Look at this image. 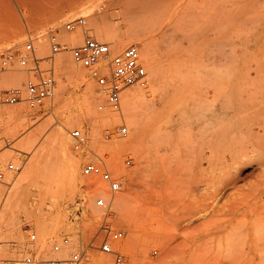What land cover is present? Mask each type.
<instances>
[{"label": "rangeland", "instance_id": "374dc122", "mask_svg": "<svg viewBox=\"0 0 264 264\" xmlns=\"http://www.w3.org/2000/svg\"><path fill=\"white\" fill-rule=\"evenodd\" d=\"M70 1L11 0L13 11H0V63L9 51L18 55L29 39L38 55L48 54L52 32L65 45L56 54L55 95L37 109L25 102L2 101L5 89L23 86L27 77L17 60L0 75V165L6 172L5 182L0 181V237L15 241L4 250L17 259L11 264H48V259L66 257L78 245L87 251L83 264H111L110 255L95 247L107 233L102 227L104 211L96 204L100 195L112 205L107 219L110 227L124 231V237L113 243L124 250L131 264H185L181 254H166L165 247L194 236L198 210L217 199L220 209H214L215 203L210 208L215 210L214 218H219L215 223L220 245L216 242L196 262L264 264V0ZM68 3H74L75 12L64 8ZM77 16L86 17L89 34L111 43L113 54L137 45L148 79L156 76L149 85L161 75V82L151 89L139 83L127 88L148 90L137 97L139 129L123 112L124 99L123 110L98 109L99 104L107 103V97L92 70L76 64L69 50L84 39L83 27H65ZM95 21L103 24L101 37L93 28ZM108 29L117 40L112 41ZM15 32L18 40L9 42ZM69 33H78L81 40L73 44L67 38ZM129 33L142 39L129 40L125 37ZM143 41L153 44L151 62L143 57ZM149 63L153 71L156 64L161 71L153 73ZM65 70L69 71L67 77L62 74ZM79 72L93 82L97 96L91 103L90 118L87 115L68 123L69 115L85 110V80L77 76ZM61 78L66 80L65 92L60 89ZM15 108L27 111V123L8 124L7 113ZM122 123L128 126L127 136L104 139V126ZM58 127L67 130L69 152L81 161L77 180L70 178L62 153L49 143ZM92 127L97 130L95 140ZM74 128L87 134L90 150H73L70 131ZM31 133L33 141L26 143ZM132 138L135 143L125 145ZM117 143L124 147L118 148ZM43 145L47 147L37 176L17 191L15 180ZM96 155L123 177L120 191L112 193L99 177L82 173L86 160L97 159ZM128 158L131 164L126 163ZM10 161L22 164V169L8 171ZM6 207L11 212L8 217L2 215ZM32 233H36L33 240ZM64 235H69L73 245L56 252L53 245ZM30 253L35 262L23 261ZM193 260L188 264H195Z\"/></svg>", "mask_w": 264, "mask_h": 264}, {"label": "built area", "instance_id": "2783aa9c", "mask_svg": "<svg viewBox=\"0 0 264 264\" xmlns=\"http://www.w3.org/2000/svg\"><path fill=\"white\" fill-rule=\"evenodd\" d=\"M86 25L85 16H77L65 23L66 29L73 30L79 26L84 28L85 33L84 39L79 44L69 48L72 60L82 67L91 69L93 75L97 77L98 85L107 97V103L99 104L98 109L100 111L107 109L120 111L123 94L128 87L137 83L147 86L149 83L148 71L142 61L141 51L137 45L131 44L122 51L113 54L111 43L89 34ZM49 40L51 51L44 56L37 54L36 45L32 39L26 42L24 49L18 55L11 51L3 55L0 63V75L13 67L16 60L20 69L27 73L23 86L10 87L2 92L3 102L10 104L25 102L31 109H37L48 99L54 97L56 54L65 45L54 32L50 34ZM128 133L129 129L125 123L110 124L103 128V137L106 140L125 137ZM70 137L74 151L90 150L88 136L82 129H72ZM96 158L90 157L86 160L82 167V173L90 177H99L108 184L112 193L120 191L123 187V177L116 174L104 159L97 155ZM126 163L131 164V158H128ZM22 166L16 161H10L6 165V169L10 172H19ZM5 180L6 172L0 165V181L5 182ZM96 204L104 211L105 219L102 221V227L107 233L100 244L95 247L110 255L111 264H131L124 250L113 243V241L121 240L124 237V231L113 229L109 225L107 219L111 212V202L104 195H100L96 199ZM29 237L32 240L35 239L36 233L30 234ZM14 245V240H4L0 237V264H11L17 261L4 253L6 246L11 248ZM72 245L69 235H64L60 241L54 243L53 249L59 252L64 246ZM86 257L85 247L78 245L68 256L52 257L47 262L48 264H83ZM23 261L35 262L34 255L27 254Z\"/></svg>", "mask_w": 264, "mask_h": 264}, {"label": "bare ground", "instance_id": "6f19581e", "mask_svg": "<svg viewBox=\"0 0 264 264\" xmlns=\"http://www.w3.org/2000/svg\"><path fill=\"white\" fill-rule=\"evenodd\" d=\"M28 1V0H27ZM33 1V0H32ZM38 1V0H37ZM50 1V0H49ZM54 1H70V0H54ZM129 1H133V0H129ZM140 1H145V0H140ZM71 2V1H70ZM30 3V2H29ZM40 3V2H39ZM27 4V3H26ZM38 3H36L35 5H37ZM42 4H44V3H42ZM54 4V3H53ZM59 4H60V2H59ZM69 4V3H68ZM70 4H72V5H70ZM69 4V7H64V8H66V9H68L67 11H69V12H75V10H76V8H75V6L73 5L74 3H70ZM76 4V3H75ZM29 5V4H28ZM34 5V4H33ZM57 5V4H56ZM77 5V4H76ZM11 7H12V3H11V0H0V11H1V8L2 9H4V8H9V10L10 11H13L12 9H11ZM35 7H37V8H39L40 7V5H39V7L38 6H35ZM63 7V6H62ZM33 8V7H32ZM42 8V7H41ZM31 9V8H30ZM34 10V9H33ZM37 10H39V9H37ZM44 10V9H43ZM42 11V10H41ZM61 12V11H60ZM59 12V14H58V12H56L58 15H60L61 13ZM12 14V13H11ZM53 14H55V13H53ZM57 14H55L56 15V17H57ZM63 14V13H62ZM61 14V16H63ZM66 13H64V15H65ZM68 15V14H67ZM53 16V15H52ZM54 18H55V16H54ZM53 18V19H54ZM57 18H61V19H63V18H65V17H57ZM56 18V19H57ZM58 22H59V20H57ZM94 30H95V32L98 34V36H103L105 33H104V31H103V24H101L99 21H95V23H94ZM109 30V29H108ZM92 31V30H91ZM107 34H109V36L111 37L112 36V32H111V30H109L108 31V33ZM106 34V35H107ZM77 35H78V33H69L68 35H67V38L69 39V40H73V44L74 43H77V41H80L81 40V36L80 37H77ZM140 35H136V34H134V33H129V34H126L125 35V37H127V38H129V40L130 39H140L141 37H139ZM18 37H19V34L17 33V32H15V33H13V35L11 36V38L9 39V42H16L17 40H18ZM118 39V36H112V41H115V40H117ZM142 39V38H141ZM154 45H156V44H154ZM156 47V46H155ZM143 49H144V51H145V55H143V57L146 59H148L149 60V62H151L150 61V58H152V53H153V44H152V42H148V41H143ZM141 51V50H140ZM143 53V52H142ZM59 55V54H58ZM71 60V59H70ZM154 61V60H153ZM149 68H150V70H152L153 71V69H151V68H153V66H152V64L151 63H149ZM66 70H68V69H66ZM64 71V73H62L63 74V76H65L66 75V77H67V74H65V72H67V71ZM69 70H71V69H69ZM91 71V70H90ZM151 71V72H152ZM159 71H161V67H160V65H158V64H156L155 65V70L153 71V73H158ZM69 72V71H68ZM67 72V73H68ZM78 72V71H77ZM155 73V74H156ZM161 73V72H160ZM159 73V74H160ZM77 74V73H76ZM85 75H86V73H84V72H79V74L77 75L79 78H81V79H83V80H85V91H84V95H82V96H84V102H85V110L84 111H81V112H79V113H72L71 115H69L68 116V123H74V121L76 122V121H78V120H81L80 118H82L83 116H86L87 117V115H88V117H89V114H90V112H91V103L95 100V98H96V94L95 93H97L96 91H95V88H94V84H93V82L91 81V80H87V79H84L85 78ZM63 76H61V77H63ZM76 76V75H75ZM65 77V78H66ZM151 77V76H150ZM156 76H154L152 79H150L149 80V83H148V85L147 86H143V87H149L150 86V89L154 86V83L156 82L157 84L158 83H160L161 82V75H158L157 76V78L155 79L156 81L152 84V85H149L150 84V81L151 80H154V78H155ZM77 78V77H76ZM79 78H77V79H79ZM64 81H66L64 78L62 79L61 78V80H60V89H61V92L62 91H66L67 90V84L64 82ZM152 82V81H151ZM137 85V84H136ZM152 86V87H151ZM140 87H141V85H140ZM142 87V88H143ZM128 90V89H127ZM145 91H148V90H142V89H140V88H138L137 86L134 88V89H131V90H128L127 92H125V94H124V97H123V104H125V109L124 108H122V110H123V112L125 113V115H127V116H129L130 117V123L131 124H133V126L134 125H136L137 127L139 126V115L137 114V112L135 111V107H136V102L138 101V98L140 97L139 95H141V94H143V92H145ZM138 97V98H137ZM137 110V109H136ZM123 113V114H124ZM28 113H27V111H22V110H20L19 108H15V109H12V111H10L9 113H7V122H8V124L11 126V123L14 121L15 122V124H21V123H27V121H28ZM91 115V114H90ZM93 115V114H92ZM124 115V116H125ZM92 117V116H91ZM90 118V117H89ZM126 118H128V117H126ZM97 119V118H96ZM94 121H96V120H94ZM132 121V122H131ZM66 122H67V119H66ZM109 123V122H108ZM107 123V124H108ZM9 125H8V127H9ZM13 125V124H12ZM66 125V124H65ZM64 125V126H65ZM7 127V128H8ZM66 127V126H65ZM136 127V128H137ZM6 128V129H7ZM92 128H94L93 129V131H94V133H93V131L91 132V136H92V138L95 140L96 138H95V134H97V130L95 129V127H92ZM138 129H139V127H138ZM95 130H96V132H95ZM169 132H171V129L169 130ZM32 133H31V135H28V137H27V139H25V142L27 141V140H30L31 138H32ZM36 135H34V137H35ZM29 138V139H28ZM98 138V137H97ZM135 138V137H134ZM134 138H132L131 140H129V141H127V142H125L126 144L125 145H130L131 143H135V139ZM119 139V138H118ZM22 140V139H21ZM31 142L33 141L32 139L30 140ZM30 141H28V143L30 142ZM68 136H67V130L64 128V127H58L54 132H53V134L51 135V138H50V142L49 143H53L54 145H55V147L57 148V150L60 152V153H62V155H63V157H64V159H65V165L67 166V173H68V175L70 176V178L71 179H73V180H77L79 177H81V175H80V172H79V163L81 162H79V158L77 159V158H75V156L73 155V154H71V152H69L70 150H69V145H68ZM97 142V141H96ZM27 143V142H26ZM116 143V142H115ZM33 144V143H32ZM92 144H94V143H92ZM48 145V144H47ZM103 145V144H102ZM94 146V145H93ZM104 146V145H103ZM116 146L118 147V148H122V147H124V145L123 144H119V143H117L116 144ZM47 146L46 145H43V146H40V148H38L35 152H34V154H33V156H32V158H31V160L29 161V163L26 165V167H25V169H24V171H23V173L21 174V175H19L18 177H17V179L15 180V182H14V186H15V188L17 189V191L21 188V186H23L24 185V183H26L27 181H29L30 179H32V178H34L35 176H37V169H39L38 167H39V164H40V162H41V160L43 159V157H44V154H45V152H46V150H45V148H46ZM156 147H157V145H156ZM51 148V147H50ZM53 148V147H52ZM111 149H112V147H111ZM93 150V149H92ZM94 151V150H93ZM90 156H91V154H90ZM110 158V157H109ZM243 164V163H242ZM41 166V165H40ZM218 166V165H217ZM228 166V165H227ZM114 167V166H113ZM226 167V166H225ZM233 167V166H232ZM237 168H239L238 166H236ZM209 168H211V170L210 171H213V169H212V167H209ZM216 168V167H215ZM234 168V167H233ZM235 169V168H234ZM45 173V172H44ZM238 178L239 177H241V172H239L238 173V176H237ZM46 178V177H45ZM35 179V178H34ZM33 179V180H34ZM83 180V179H82ZM84 181V180H83ZM83 181H82V183H83ZM86 181V180H85ZM84 181V182H85ZM94 181V180H93ZM75 183V182H74ZM209 183V182H208ZM99 184V182L97 183V185ZM47 185V184H46ZM96 185V186H97ZM103 185V184H102ZM102 187V186H101ZM105 187V185H103V188ZM201 187V186H200ZM96 188V187H95ZM153 189H155L154 187H152ZM208 188V187H207ZM211 188V187H210ZM227 188H228V186H227ZM104 189H106V188H104ZM224 189H225V187H224ZM206 190V189H205ZM226 190V189H225ZM99 191V190H98ZM224 191V190H223ZM222 192V191H221ZM216 195V194H215ZM219 195H223V194H219ZM205 197V196H204ZM218 197V196H217ZM230 197V196H229ZM243 197V196H242ZM204 198L202 197V200H203ZM212 199V198H211ZM214 200H215V197L213 198ZM212 199V200H213ZM237 199H240L239 197L238 198H236L235 200H237ZM246 199V198H245ZM205 200V199H204ZM206 200H207V198H206ZM243 200V199H242ZM208 201V200H207ZM216 201H219L218 199L217 200H215L214 202H212V203H215V204H212V203H210V206H211V204H212V206H215V207H217L218 206V204H217V202ZM209 202V201H208ZM211 202V201H210ZM229 202V201H228ZM207 203V202H206ZM206 205H208V204H206ZM217 205V206H216ZM221 205V204H220ZM225 204H223V206H224ZM237 205V204H236ZM201 206V205H200ZM210 206L208 205V207H206V206H204L203 208H201L200 210H198V215H196L197 217H198V223H197V231H196V234L194 235V236H186V237H182L179 241H177L176 243H171V244H168V245H166V247H165V251H166V254L167 253H169V254H171V253H173V254H181L182 255V257H183V261H184V263L185 264H188V262H189V259L192 261L193 259L195 260V264H199L200 262H196V259H198V255L199 256H203L204 258H205V256H206V253L209 251V250H212L213 249V247H214V244L217 242V241H219V237L220 236H218V234H219V230H218V226H216V223H215V221L216 220H218V219H216V217L214 218V213H215V210L214 209H220V208H214V209H211L210 208ZM228 206V205H227ZM227 206H225V207H227ZM152 209V208H151ZM199 209V208H198ZM223 209V208H222ZM228 209V208H227ZM250 209H251V207H250ZM260 210V209H259ZM251 211V210H250ZM261 211V210H260ZM11 212H10V210H9V208H5V209H3V211H2V215L4 216V217H6V215H7V217H8V215L10 214ZM154 213V212H153ZM218 213V212H217ZM235 214V213H234ZM260 215V214H259ZM246 216V215H245ZM262 216V215H261ZM243 217V216H242ZM255 217V216H254ZM121 218V217H120ZM195 218V217H194ZM239 218V217H238ZM237 218V221L239 220ZM245 218V217H244ZM259 218V217H258ZM192 219V218H191ZM216 219V220H215ZM125 220V219H124ZM241 220V219H240ZM38 222V221H37ZM242 222V221H241ZM185 223V222H184ZM188 223V222H187ZM194 223V222H193ZM238 223V222H237ZM237 223H234V226L237 224ZM240 223V222H239ZM255 223V222H254ZM241 224V223H240ZM238 225V224H237ZM239 226H241V225H239ZM131 227V226H130ZM163 227H164V225H163ZM132 228H133V226H132ZM134 229L136 230V228L134 227ZM134 229H133V231H134ZM222 229V228H221ZM153 230V229H152ZM170 230V229H169ZM135 232V231H134ZM133 232V233H134ZM43 233V232H42ZM156 233V232H155ZM166 233V232H165ZM229 233V232H228ZM42 236H43V234H42ZM92 236V235H91ZM184 236V235H183ZM26 237V236H25ZM140 237V236H139ZM24 240V239H23ZM142 240V239H141ZM149 241V240H148ZM150 241H151V239H150ZM94 242V241H93ZM220 242V241H219ZM219 242H217V245L219 244ZM156 243V242H155ZM150 244V243H149ZM151 244H153V243H151ZM43 245V244H42ZM158 245V244H157ZM220 245V244H219ZM155 246V245H154ZM159 246V245H158ZM42 246L40 245V248H41ZM217 246H215V248H216ZM44 249V248H43ZM159 249H160V247H159ZM215 250V249H214ZM213 252V251H212ZM204 254H205V256H204ZM209 254V253H208ZM225 254V253H224ZM196 255V256H195ZM193 257V256H195L193 259L192 258H189V257ZM101 258V257H100ZM91 259V258H90ZM94 259V258H93ZM96 259V258H95ZM102 259V258H101ZM101 259H100V261H101ZM200 259V258H199ZM194 260H193V262H194ZM93 261V260H92ZM103 262V261H102ZM99 263V264H103V263ZM192 262V263H193ZM217 262V261H216ZM194 264V263H193Z\"/></svg>", "mask_w": 264, "mask_h": 264}]
</instances>
